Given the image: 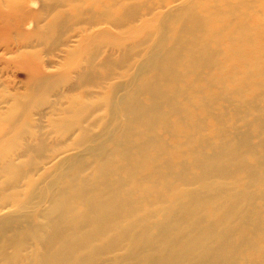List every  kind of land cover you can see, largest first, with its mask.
<instances>
[{"label":"bare ground","instance_id":"6f19581e","mask_svg":"<svg viewBox=\"0 0 264 264\" xmlns=\"http://www.w3.org/2000/svg\"><path fill=\"white\" fill-rule=\"evenodd\" d=\"M225 4L0 0V264H264V0Z\"/></svg>","mask_w":264,"mask_h":264},{"label":"rangeland","instance_id":"374dc122","mask_svg":"<svg viewBox=\"0 0 264 264\" xmlns=\"http://www.w3.org/2000/svg\"><path fill=\"white\" fill-rule=\"evenodd\" d=\"M239 0H164L166 6H175L177 4H179L180 7H183L186 4H191L193 6L197 5L196 7V11H199L201 9H206V8H216V7H222L224 5H226L225 3H229V2H237ZM244 1V0H242ZM214 7H213V6ZM216 5V6H215ZM172 15V16H171ZM173 19V13L171 11H167L164 10L163 14H162V19L157 22L155 25L156 27L161 26L163 23V20L167 21L170 19ZM170 32H168L169 35ZM3 66H0V72H3L5 75H7V71H2ZM9 75H14V79L17 82H21L24 81L26 79V73L23 71H17L14 68L12 70L8 71Z\"/></svg>","mask_w":264,"mask_h":264}]
</instances>
